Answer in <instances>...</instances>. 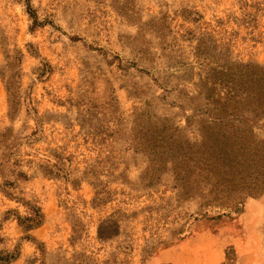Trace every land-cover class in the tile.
<instances>
[{
	"label": "rangeland",
	"instance_id": "obj_1",
	"mask_svg": "<svg viewBox=\"0 0 264 264\" xmlns=\"http://www.w3.org/2000/svg\"><path fill=\"white\" fill-rule=\"evenodd\" d=\"M16 57L14 82L44 134L13 157L29 176L13 192L45 222L26 240L7 216L25 208L0 192V256L27 264L44 244L47 264H264V195L204 216V200L179 192L172 166L151 165L135 141L175 126L198 140L199 120L186 118L200 64L264 66V0H0V133L22 138L38 127L27 107L9 119ZM55 164L59 175L43 174Z\"/></svg>",
	"mask_w": 264,
	"mask_h": 264
},
{
	"label": "trees",
	"instance_id": "obj_2",
	"mask_svg": "<svg viewBox=\"0 0 264 264\" xmlns=\"http://www.w3.org/2000/svg\"><path fill=\"white\" fill-rule=\"evenodd\" d=\"M34 14H30L33 17ZM206 53V52H205ZM200 48L197 57L206 56ZM208 54V53H207ZM20 56H23L20 53ZM8 63L7 92L9 98V119L15 121L24 107L34 117L37 129L32 134L16 138L0 133V175L3 184L0 192L10 201L17 202L25 208V216L20 212L9 211L7 216L15 213L16 221L25 233V239L32 241L29 235L39 229L45 222L42 209L35 203L16 197L13 192L21 181H28L29 176L18 168L21 160L13 158L20 147L32 146L44 134L42 119L38 111L28 100L23 98L21 88L14 82L15 60ZM12 60V59H11ZM196 87V97H191L193 116L186 118L187 127L197 122L198 140L187 139L183 129L153 128L139 132L135 141L143 145L149 155L151 165L161 163L172 166L177 189L189 198L203 199V208L207 216L209 210L223 213L227 217L239 212L244 202L257 195H264V135L256 132L257 128L264 134V66L233 63L204 62L200 64ZM202 101L204 106H199ZM33 111V112H32ZM196 123V122H195ZM171 133H173L171 135ZM58 164L49 165L44 175H59ZM15 177V181L7 180ZM107 192L96 195L106 196ZM103 201V200H102ZM100 232V239L105 240ZM76 233L73 241L76 240ZM38 256L27 264H47L49 252L44 244L36 245ZM19 254L0 256V263L11 264L18 260ZM85 259L73 256L71 260L60 258L57 264H89Z\"/></svg>",
	"mask_w": 264,
	"mask_h": 264
}]
</instances>
